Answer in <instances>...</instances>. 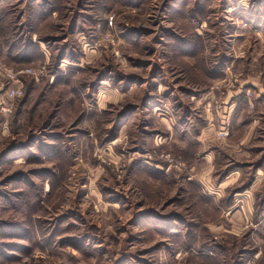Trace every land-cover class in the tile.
Segmentation results:
<instances>
[{"label": "rangeland", "instance_id": "obj_1", "mask_svg": "<svg viewBox=\"0 0 264 264\" xmlns=\"http://www.w3.org/2000/svg\"><path fill=\"white\" fill-rule=\"evenodd\" d=\"M0 88V264H264V0H0Z\"/></svg>", "mask_w": 264, "mask_h": 264}, {"label": "built area", "instance_id": "obj_2", "mask_svg": "<svg viewBox=\"0 0 264 264\" xmlns=\"http://www.w3.org/2000/svg\"><path fill=\"white\" fill-rule=\"evenodd\" d=\"M22 75H31L34 76L35 78L38 77V72L34 69H25L22 70L18 73L12 72V71H7V78L9 79L10 83L12 84V88L9 89L8 91V96L10 99H15L19 98L23 95L21 87H19L20 82V77ZM6 111L8 109H3V111Z\"/></svg>", "mask_w": 264, "mask_h": 264}, {"label": "crops", "instance_id": "obj_3", "mask_svg": "<svg viewBox=\"0 0 264 264\" xmlns=\"http://www.w3.org/2000/svg\"><path fill=\"white\" fill-rule=\"evenodd\" d=\"M5 93L2 91V89L0 88V98L4 97Z\"/></svg>", "mask_w": 264, "mask_h": 264}]
</instances>
